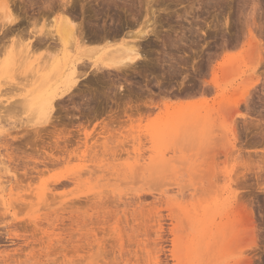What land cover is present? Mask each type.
Returning <instances> with one entry per match:
<instances>
[{
	"label": "rangeland",
	"instance_id": "1",
	"mask_svg": "<svg viewBox=\"0 0 264 264\" xmlns=\"http://www.w3.org/2000/svg\"><path fill=\"white\" fill-rule=\"evenodd\" d=\"M5 1L22 21L0 54V109L18 104L0 123V264H264V0ZM65 1L86 30L82 58L107 63L124 39L146 59L88 73L47 124L48 51L25 55L17 35L54 30ZM57 48L61 61L81 52ZM59 128L77 133L60 149ZM226 219L251 234L221 258L204 234Z\"/></svg>",
	"mask_w": 264,
	"mask_h": 264
},
{
	"label": "bare ground",
	"instance_id": "2",
	"mask_svg": "<svg viewBox=\"0 0 264 264\" xmlns=\"http://www.w3.org/2000/svg\"><path fill=\"white\" fill-rule=\"evenodd\" d=\"M51 1V0H50ZM61 1V0H60ZM68 1V0H67ZM70 2V1H69ZM60 3V2H59ZM67 3L68 2H62L60 3L58 6L61 8L60 10H64L67 11V13H64L61 17H60V20H59V23L58 25L56 26V28L54 30H45V31H41V30H34L32 28H28L27 31H25L27 28H25V30L22 31V29H19V35H17L18 37H22L24 35H28V37L26 38V43L23 44V52H26L25 55H30L31 52H34V50L36 49H40L43 47V49L45 48V51L47 50L48 52L44 53V56H46L44 58V67L43 69L46 68V71L47 72H44L45 74H43V77L47 80V89L46 91L44 92V95L42 97V100H40V105H42L43 108H41V110H45V122L48 123H51V119H52V116L53 114H55V111L56 110V103H58L61 98H63V96L67 95L68 92L71 93V91H74V90H77L79 89V85H80V82L81 80H83L84 78L87 77V74L88 73H96V72H101V74H103L102 71H115L117 73H124L125 75L127 73H125L126 71L125 70H130L133 69V67H137L135 66L137 62H140V61H144L146 58H145V54L142 52V48L138 45H136L133 42L131 41H126V40H122V42L118 45V46H115L111 49H109L107 52V54H110V60L107 62V63H102V64H98L97 62L95 61H92V62H89L86 59H84L87 54L91 51L89 48L83 46L84 44V40H85V31L86 30H83L84 26L82 27V24L81 23H78V25L76 24V22H74V20L71 18V14L73 15V13L75 12L73 10V13L70 12V8L71 7H68L67 6ZM13 4V2L10 4L8 1H5L4 0V3H3V12H1L2 14H0V17L2 15V18L4 19H0V54H4V52L1 53V51H3V47H4V43L5 41H7L8 38H6V36L11 33V31L13 32L15 29L14 26H16L17 24L20 26V19L16 14H14L13 12V9H11V5ZM158 4V3H157ZM42 5V4H41ZM48 6V4H46ZM45 5V6H46ZM69 5V3H68ZM44 6V5H43ZM51 4L48 6L50 7ZM57 6V5H56ZM66 6V7H65ZM157 6V5H156ZM54 7V5H53ZM52 7V8H53ZM58 7V8H59ZM46 8V7H45ZM44 8V9H45ZM52 8H50L52 10ZM49 9V8H47ZM57 10V8H54ZM161 10V9H160ZM165 10V9H164ZM37 11V10H36ZM54 11V10H53ZM71 13H69V12ZM41 12V11H40ZM61 12V11H60ZM39 13V12H38ZM37 13V15H38ZM63 13V12H62ZM155 13L152 11V14ZM119 14V13H118ZM151 14V15H152ZM25 16V15H24ZM33 16V14H32ZM35 17V16H34ZM74 17V16H73ZM158 17V16H157ZM38 18V17H37ZM37 18H33V20H29L28 21V24L29 25H34L35 23H37ZM40 18V17H39ZM3 20V21H2ZM156 20V19H155ZM22 21V20H21ZM104 21V20H103ZM153 21V20H152ZM39 22V20H38ZM92 22V21H91ZM111 22V21H110ZM155 21H153V24H154ZM156 22H158L156 20ZM22 23V22H21ZM27 23V22H26ZM27 24V25H28ZM90 24V23H89ZM23 25V24H22ZM93 25V23H92ZM101 25V24H100ZM89 26V25H88ZM95 26H96V23H95ZM154 26L156 27V25L154 24ZM158 26V24H157ZM13 27V28H12ZM28 27V26H27ZM98 28V27H97ZM145 28V27H144ZM13 29V30H12ZM119 29V28H118ZM152 29V28H151ZM150 29V30H151ZM17 30V29H16ZM44 30V29H43ZM120 30V29H119ZM154 30V29H153ZM152 30V31H153ZM157 30V29H156ZM155 30V31H156ZM26 33H25V32ZM112 31V30H111ZM142 31V30H140ZM144 31V30H143ZM24 32V33H23ZM129 32V31H128ZM127 32V33H128ZM14 33V32H13ZM114 33V32H113ZM136 33V32H135ZM134 33V34H135ZM141 33L143 32H138L137 33V37H138V34L140 35ZM17 34V33H16ZM145 34V33H143ZM151 34V33H150ZM154 34V33H153ZM10 35V34H9ZM12 35V33H11ZM22 35V36H21ZM92 35V34H91ZM126 35V34H125ZM124 35V36H125ZM131 35V34H130ZM156 35V34H155ZM158 35V34H157ZM13 36V35H12ZM104 36V35H103ZM132 36V35H131ZM141 36V35H140ZM163 36V35H162ZM8 37V36H7ZM16 38V35L14 36ZM16 38V41H18L17 39L19 38ZM24 37V36H23ZM100 37V36H99ZM115 37V36H114ZM135 37V36H133ZM143 37V36H142ZM4 38H6V40H4ZM11 38V37H10ZM9 38V39H10ZM98 38V37H97ZM103 38V37H102ZM105 38V37H104ZM185 38V36H184ZM14 38H12L11 40L13 41ZM99 39V38H98ZM11 41V42H12ZM14 40L13 43L16 42ZM22 41V40H21ZM86 42V40H85ZM138 42V41H137ZM22 43V42H21ZM70 44V43H74L75 46H77V49H81V52H80V55L79 56H75L74 58H70V57H66L63 61L60 60L59 55L58 53H56L57 51H55L54 53H50L51 51H49L50 49L52 50H55L58 49L57 47L59 46H62V47H66L67 44ZM16 44V43H15ZM141 44V43H140ZM11 45V44H10ZM7 44H5V47L6 48ZM17 47V46H16ZM15 47V49H16ZM143 47V46H142ZM13 48V47H12ZM3 49V50H2ZM61 49V48H60ZM76 49V48H75ZM6 50V49H5ZM13 50V49H12ZM63 50V49H62ZM8 51H10V49H8ZM68 51V50H67ZM70 51V50H69ZM53 52V51H52ZM78 52V54H79ZM104 53V52H103ZM32 55V53H31ZM82 56H85L84 58H82ZM30 57V56H29ZM168 57V56H167ZM10 58V57H9ZM5 59V58H4ZM166 59V58H164ZM6 61V59L4 60ZM14 61V60H13ZM170 61V60H169ZM3 60L1 59L0 60V65L3 64L2 63ZM7 64V63H6ZM6 64H3L5 67H6ZM154 64V63H153ZM3 65H1V68L3 67ZM8 65V64H7ZM151 66H155V65H151ZM173 66V65H172ZM7 68V67H6ZM10 68V66H9ZM34 69V68H33ZM4 70V69H3ZM3 70L1 72V69H0V73H3ZM135 71L133 73H135L136 71L138 72L139 70H136L134 69ZM38 71V70H37ZM166 71V70H165ZM49 72V73H48ZM50 72H54L53 73V76H58V80H57V83L56 84H50V82L48 81V79H50L51 75L49 74H52ZM142 72V71H141ZM144 72V71H143ZM148 72V71H146ZM48 76H47V74ZM97 73V74H98ZM105 73V72H104ZM111 73V72H110ZM151 73V72H150ZM169 73V72H168ZM109 74V73H107ZM137 74V73H136ZM135 74V75H136ZM142 74V73H141ZM2 75V74H1ZM46 75V76H44ZM114 75V74H113ZM123 75V74H122ZM134 75V74H133ZM108 76V75H107ZM128 76V75H127ZM96 77V76H95ZM43 78V79H44ZM122 78V77H121ZM184 78V77H183ZM93 79V78H92ZM91 79V81H92ZM103 79V78H102ZM111 79V78H110ZM119 79V78H118ZM125 79V78H124ZM131 79V78H130ZM134 79V78H133ZM132 79V80H133ZM149 79V78H148ZM51 80V79H50ZM115 79H112V83L110 82V87L112 89L113 86H115V82H114ZM98 81V80H97ZM139 81V80H138ZM49 82V84H48ZM126 82V81H125ZM130 82V81H129ZM3 82H0V91H3V85L4 84H1ZM6 83V82H5ZM131 83V82H130ZM109 84V83H108ZM119 84V83H118ZM7 85V84H6ZM104 85V84H103ZM129 85V83H128ZM45 86V85H44ZM120 88H122V85L119 84L118 85ZM118 86H116L115 88H117ZM2 87V88H1ZM88 88V87H87ZM134 88V87H133ZM82 89V88H81ZM90 89V88H89ZM104 89V88H103ZM80 90V89H79ZM108 90V88H107ZM110 90V88H109ZM117 90V89H116ZM137 90V89H136ZM84 91V90H82ZM87 91V90H85ZM114 91V89H113ZM122 91V90H121ZM125 91V90H124ZM141 91V90H140ZM75 92V91H74ZM133 92V91H132ZM142 92V91H141ZM182 92V91H181ZM76 93V92H75ZM91 93V92H90ZM94 93V92H93ZM124 93V92H123ZM129 94V93H128ZM78 95V94H77ZM94 95V94H93ZM97 95V94H96ZM118 95V94H117ZM124 95V94H123ZM127 95V94H126ZM125 95V96H126ZM131 95V94H130ZM175 95V94H174ZM99 96V95H98ZM93 96H91L90 98H92ZM103 97V96H102ZM248 97V96H247ZM88 97V99H90ZM79 99V98H78ZM77 99V100H78ZM81 99V98H80ZM83 99V98H82ZM87 99V98H86ZM85 99V100H86ZM95 99V98H94ZM71 100V99H70ZM80 101V100H79ZM83 101V100H82ZM124 101V100H123ZM130 101V100H129ZM74 102V101H73ZM15 103V102H14ZM76 103V102H75ZM102 103V102H101ZM77 104V103H76ZM90 104V103H89ZM118 104V103H117ZM116 104V106H117ZM9 105V104H8ZM8 105H5L6 109H8ZM14 104H12V111H14L13 109H15V105L13 107ZM18 105V104H17ZM16 105V106H17ZM65 105V104H64ZM74 105V104H73ZM85 105V104H84ZM126 104H124L125 106ZM136 105V104H135ZM57 106V105H56ZM74 106H77V105H74ZM79 106V105H78ZM120 106V105H119ZM0 109V123H1V120L4 119V117L6 116V114L9 112V110H11L9 108L8 112L5 114V116H2L4 115V111H7L6 109ZM8 107V108H7ZM60 107V106H59ZM101 107V106H100ZM133 107V106H132ZM249 107V106H248ZM18 108V107H16ZM62 108V107H61ZM77 108V107H76ZM79 108V107H78ZM98 108V107H97ZM118 108V107H117ZM67 109V108H66ZM88 109V108H87ZM116 109V108H115ZM138 109V108H137ZM73 110V109H72ZM77 110V109H75ZM89 110V109H88ZM124 111L126 112V110L124 109ZM4 112V113H3ZM91 112V111H90ZM3 113V114H2ZM68 113V112H67ZM9 114V113H8ZM75 115V114H74ZM66 116V115H65ZM72 116V115H71ZM113 116V115H112ZM118 117V116H117ZM134 117V116H133ZM140 117V116H139ZM138 117V118H139ZM247 117V116H246ZM2 118V119H1ZM70 118V117H69ZM116 118V117H115ZM109 120V119H108ZM110 121V120H109ZM116 121H118L116 119ZM253 121V120H252ZM53 122V121H52ZM101 123V122H100ZM108 123V122H107ZM256 123V122H255ZM106 125V124H105ZM104 125L103 131H101V133L103 134L104 131L106 130H109L108 127H106ZM108 125V124H107ZM1 126V125H0ZM55 126V125H54ZM109 126V125H108ZM83 127V126H82ZM115 127V126H114ZM233 127V126H232ZM2 128V127H0ZM40 128V127H39ZM43 128V126L41 127ZM55 128V127H54ZM102 128V126H101ZM112 128V127H111ZM110 128V129H111ZM48 129V128H47ZM82 129V128H81ZM39 130V129H38ZM66 130V131H64ZM53 131V130H52ZM55 131V130H54ZM112 131V130H111ZM227 131V130H226ZM77 132V131H76ZM72 133L70 132L68 129H63V128H59V130L57 129V131H55L54 133L52 132L53 134V138H54V143L55 145L53 146H56L58 149L59 148V145L58 143L60 142L59 140H63V142L65 141V143L68 142L69 138V134ZM91 133V132H90ZM89 133V134H90ZM99 133V132H98ZM34 134V133H33ZM77 133L73 134V137H76ZM84 134H85V137L86 135L88 134L86 131H84ZM88 134V135H89ZM107 134V133H106ZM109 134V133H108ZM94 135V134H93ZM23 136V135H22ZM25 136V135H24ZM105 136V135H104ZM108 136V135H107ZM46 137V136H45ZM229 137V136H228ZM77 138V137H76ZM106 138V137H105ZM49 139V137L47 138ZM87 139V138H86ZM29 140V139H28ZM61 140V141H62ZM71 140V139H70ZM32 141V140H30ZM72 141L75 142L74 139L71 140V143L72 144ZM33 142V141H32ZM53 142V141H52ZM38 143V142H37ZM42 143V142H41ZM64 143V144H65ZM114 143V142H113ZM43 144V143H42ZM39 145V144H38ZM68 145V144H67ZM98 145V144H97ZM118 145V144H116ZM21 146V145H20ZM101 146V145H100ZM33 147V146H31ZM118 147V146H117ZM25 148V147H24ZM38 148V147H37ZM44 148V147H42ZM64 148H66L64 146ZM33 149V148H32ZM108 149H109V146H108ZM20 150V149H19ZM56 150V149H54ZM53 150V151H54ZM118 150V149H117ZM122 150V149H121ZM126 150V149H125ZM130 150V149H129ZM109 152V151H108ZM105 154V153H104ZM107 155V154H106ZM121 155V154H120ZM101 166V165H100ZM8 167V166H7ZM44 170V169H43ZM38 171V170H37ZM40 171V170H39ZM26 177V176H25ZM35 177V176H33ZM232 177V176H231ZM226 178V177H225ZM228 180H229V176H228ZM229 186H231L229 184ZM210 203V202H209ZM213 203V202H211ZM5 205V208L6 207V203L4 204ZM3 214V213H2ZM73 221V220H72ZM210 222V221H209ZM241 222V220H240ZM236 223V225L234 223H232V221L226 219V220H223V221H220L218 223H213L214 226L210 227V229L208 230L206 228V235L204 234L205 238L208 237L207 240H204V244H205V247L206 249H210V248H215L214 250H216V246H218L217 248V252H218V257H227L229 256V254L231 253V251L234 252V254L236 252L238 253H241L240 251V247L242 246V244L244 243V241H246L247 239H245L247 237V235H250L251 234V229L250 227L248 228V226L244 223ZM208 224V223H206ZM240 227V228H237V227ZM239 229V231H237ZM36 230V229H35ZM157 232V231H156ZM97 233V232H96ZM77 234V233H76ZM88 234V233H87ZM243 234V235H241ZM6 235V234H5ZM37 236V235H36ZM73 237V236H72ZM83 237V236H82ZM74 238V237H73ZM174 239V238H173ZM204 239V238H203ZM219 240V241H217ZM80 241V240H79ZM94 241V240H93ZM87 242V241H86ZM69 244V243H68ZM93 244V243H92ZM96 244V243H95ZM203 244V246H204ZM101 246V245H100ZM81 247V246H80ZM88 249V248H87ZM205 249V248H204ZM203 249V250H204ZM238 251H235L237 250ZM77 251V250H76ZM243 251V250H242ZM98 252V251H97ZM210 252V251H209ZM212 252V251H211ZM232 252V253H233ZM216 253V251H215ZM102 254V253H101ZM208 254V253H207ZM217 254V253H216ZM237 254V253H236ZM228 255V256H227ZM85 256V255H84ZM241 256V255H240ZM83 257V256H82ZM230 257V256H229ZM101 258V257H100ZM220 258V259H221ZM81 260V258H79ZM218 258H216L217 260ZM234 259V258H233ZM227 260V259H226ZM221 261V260H219ZM79 263V261L77 262ZM76 263V264H77ZM233 264H238V261H235V263Z\"/></svg>",
	"mask_w": 264,
	"mask_h": 264
}]
</instances>
